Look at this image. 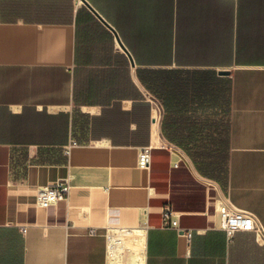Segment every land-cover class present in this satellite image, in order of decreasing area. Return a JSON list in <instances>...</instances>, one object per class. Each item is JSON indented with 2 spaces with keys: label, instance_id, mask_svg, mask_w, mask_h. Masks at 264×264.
Returning a JSON list of instances; mask_svg holds the SVG:
<instances>
[{
  "label": "crops",
  "instance_id": "1",
  "mask_svg": "<svg viewBox=\"0 0 264 264\" xmlns=\"http://www.w3.org/2000/svg\"><path fill=\"white\" fill-rule=\"evenodd\" d=\"M226 97L225 191L177 145ZM263 236L264 0H0V264H256Z\"/></svg>",
  "mask_w": 264,
  "mask_h": 264
},
{
  "label": "trees",
  "instance_id": "2",
  "mask_svg": "<svg viewBox=\"0 0 264 264\" xmlns=\"http://www.w3.org/2000/svg\"><path fill=\"white\" fill-rule=\"evenodd\" d=\"M217 125L208 139L209 144L185 143L177 145L193 162L196 170L208 179L214 180L226 191L228 187L229 156V112L230 100L225 98ZM194 141L188 139V142Z\"/></svg>",
  "mask_w": 264,
  "mask_h": 264
},
{
  "label": "built area",
  "instance_id": "3",
  "mask_svg": "<svg viewBox=\"0 0 264 264\" xmlns=\"http://www.w3.org/2000/svg\"><path fill=\"white\" fill-rule=\"evenodd\" d=\"M74 145L72 142L65 148V154L68 157L70 149ZM150 162L149 148L145 147L139 151L138 166L146 168ZM69 186L66 181H60L53 186H48L40 189L36 195V204L39 207L47 208L53 204L63 201L67 198ZM221 226L226 231L227 235H231L235 231H250L258 234L259 227L254 217L244 211L236 210L231 212H221ZM163 223L165 227L179 230L177 217L173 215L168 208L163 210ZM24 232V229H22ZM93 231H91L92 233Z\"/></svg>",
  "mask_w": 264,
  "mask_h": 264
},
{
  "label": "rangeland",
  "instance_id": "4",
  "mask_svg": "<svg viewBox=\"0 0 264 264\" xmlns=\"http://www.w3.org/2000/svg\"><path fill=\"white\" fill-rule=\"evenodd\" d=\"M256 264H264V252L255 253Z\"/></svg>",
  "mask_w": 264,
  "mask_h": 264
},
{
  "label": "water",
  "instance_id": "5",
  "mask_svg": "<svg viewBox=\"0 0 264 264\" xmlns=\"http://www.w3.org/2000/svg\"><path fill=\"white\" fill-rule=\"evenodd\" d=\"M220 75H227V72H220Z\"/></svg>",
  "mask_w": 264,
  "mask_h": 264
},
{
  "label": "bare ground",
  "instance_id": "6",
  "mask_svg": "<svg viewBox=\"0 0 264 264\" xmlns=\"http://www.w3.org/2000/svg\"><path fill=\"white\" fill-rule=\"evenodd\" d=\"M77 1H78V0H77ZM263 237H264V236H263ZM258 240H259V241H262V238L259 236Z\"/></svg>",
  "mask_w": 264,
  "mask_h": 264
}]
</instances>
